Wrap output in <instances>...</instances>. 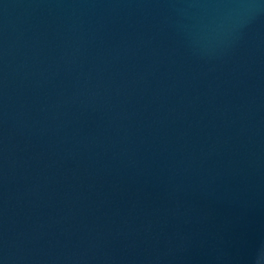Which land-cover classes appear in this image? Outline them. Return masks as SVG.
Returning a JSON list of instances; mask_svg holds the SVG:
<instances>
[{
	"label": "water",
	"instance_id": "water-1",
	"mask_svg": "<svg viewBox=\"0 0 264 264\" xmlns=\"http://www.w3.org/2000/svg\"><path fill=\"white\" fill-rule=\"evenodd\" d=\"M0 264H264V0H0Z\"/></svg>",
	"mask_w": 264,
	"mask_h": 264
}]
</instances>
